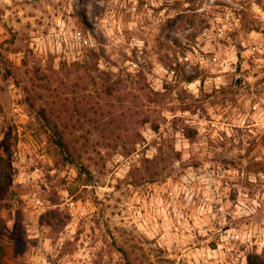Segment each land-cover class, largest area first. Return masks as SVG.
<instances>
[{"label": "rangeland", "instance_id": "obj_1", "mask_svg": "<svg viewBox=\"0 0 264 264\" xmlns=\"http://www.w3.org/2000/svg\"><path fill=\"white\" fill-rule=\"evenodd\" d=\"M0 155L2 264H264V0H0Z\"/></svg>", "mask_w": 264, "mask_h": 264}, {"label": "trees", "instance_id": "obj_2", "mask_svg": "<svg viewBox=\"0 0 264 264\" xmlns=\"http://www.w3.org/2000/svg\"><path fill=\"white\" fill-rule=\"evenodd\" d=\"M191 82L192 80H188ZM8 166L6 160L0 155V186H4L7 183ZM2 227V219L0 217V229ZM4 252L0 245V264L3 263Z\"/></svg>", "mask_w": 264, "mask_h": 264}]
</instances>
